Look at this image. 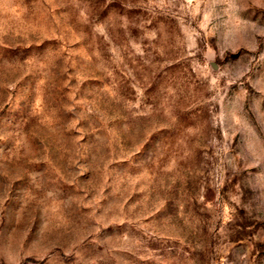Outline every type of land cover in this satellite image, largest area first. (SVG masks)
<instances>
[{
	"label": "rangeland",
	"instance_id": "1",
	"mask_svg": "<svg viewBox=\"0 0 264 264\" xmlns=\"http://www.w3.org/2000/svg\"><path fill=\"white\" fill-rule=\"evenodd\" d=\"M0 264H264V0H0Z\"/></svg>",
	"mask_w": 264,
	"mask_h": 264
}]
</instances>
